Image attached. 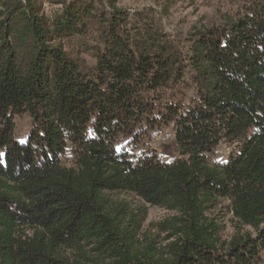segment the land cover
<instances>
[{"label":"trees","instance_id":"obj_1","mask_svg":"<svg viewBox=\"0 0 264 264\" xmlns=\"http://www.w3.org/2000/svg\"><path fill=\"white\" fill-rule=\"evenodd\" d=\"M172 1L0 0V264H264V0L180 37ZM165 127L172 162L142 145ZM115 193L172 216L145 232Z\"/></svg>","mask_w":264,"mask_h":264},{"label":"rangeland","instance_id":"obj_2","mask_svg":"<svg viewBox=\"0 0 264 264\" xmlns=\"http://www.w3.org/2000/svg\"><path fill=\"white\" fill-rule=\"evenodd\" d=\"M254 0H173L172 8L167 17H163L162 23L165 29L172 36H183L192 26L208 25L211 23H221L224 16L230 15L239 18L242 14L243 8H248ZM118 6L126 10H142L147 7H155L154 0H116ZM59 8L57 6L46 5L45 10L49 16H52ZM98 36L93 32L88 37L89 48L96 46ZM74 43L77 40L73 41ZM79 42V41H78ZM77 42V43H78ZM68 50L78 54L88 65H93L94 60L90 54L79 50L78 45H68ZM17 136L19 142L23 143L29 134L30 119L22 117L16 119ZM143 149L150 153L157 154L164 162L174 161L178 153L174 148V132L172 127H165L155 130L149 134L142 141ZM237 144L231 146L228 144L219 145L212 154L209 155V162L211 164H223L227 162L228 158L236 153ZM63 161L69 165L71 159L65 156ZM117 201H126L135 210L145 209L146 220L143 223L145 232H153L155 226L164 219L172 216L171 213L160 207H152L146 204L143 200L130 193H115L112 194ZM228 202L221 201L219 209L215 212V217L222 223V236L224 239H229L234 235V228L238 227L232 221V216L228 214ZM248 231V228H245ZM162 239V238H161ZM264 262V251L262 252Z\"/></svg>","mask_w":264,"mask_h":264},{"label":"water","instance_id":"obj_3","mask_svg":"<svg viewBox=\"0 0 264 264\" xmlns=\"http://www.w3.org/2000/svg\"><path fill=\"white\" fill-rule=\"evenodd\" d=\"M94 153V152H93Z\"/></svg>","mask_w":264,"mask_h":264}]
</instances>
